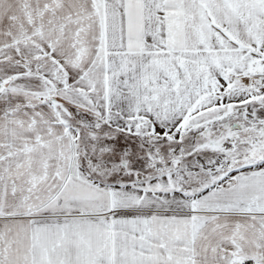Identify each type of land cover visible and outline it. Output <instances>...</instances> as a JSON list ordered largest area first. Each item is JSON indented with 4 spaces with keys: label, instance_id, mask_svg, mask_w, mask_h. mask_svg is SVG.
<instances>
[{
    "label": "snow or ice",
    "instance_id": "1",
    "mask_svg": "<svg viewBox=\"0 0 264 264\" xmlns=\"http://www.w3.org/2000/svg\"><path fill=\"white\" fill-rule=\"evenodd\" d=\"M0 264H264V0H0Z\"/></svg>",
    "mask_w": 264,
    "mask_h": 264
}]
</instances>
